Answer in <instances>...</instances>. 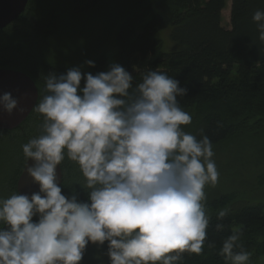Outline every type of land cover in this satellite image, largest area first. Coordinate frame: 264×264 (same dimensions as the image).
Returning <instances> with one entry per match:
<instances>
[{
  "label": "clouds",
  "instance_id": "clouds-1",
  "mask_svg": "<svg viewBox=\"0 0 264 264\" xmlns=\"http://www.w3.org/2000/svg\"><path fill=\"white\" fill-rule=\"evenodd\" d=\"M252 21L264 42V10ZM43 92L32 108L43 117L40 134L22 145L25 178L39 190L0 196V264H82L90 244H107L108 264H182L185 253L217 248L206 189L220 173L204 129L185 130L192 115L179 80L149 69L137 81L112 63L95 75L80 67L49 74ZM0 111L26 109L3 92ZM65 160L78 166L82 179L71 186L87 199L75 187L63 192ZM232 212L218 211L216 232L229 229ZM243 236L233 228L220 240L226 264H251Z\"/></svg>",
  "mask_w": 264,
  "mask_h": 264
},
{
  "label": "trees",
  "instance_id": "trees-1",
  "mask_svg": "<svg viewBox=\"0 0 264 264\" xmlns=\"http://www.w3.org/2000/svg\"><path fill=\"white\" fill-rule=\"evenodd\" d=\"M103 1L72 0V4L88 10ZM227 1L110 0V4L123 3L119 5H123V21L115 22L114 59L108 62L105 54L98 55L91 59L95 67L88 66L83 73L106 72L112 63L125 67L137 81L149 69L167 72L188 90L185 97L178 98L181 107L192 115V123L185 130L198 134L204 129L213 146L226 142L241 129H247L252 117H260L259 125L262 126L264 42L258 39L252 16L256 10H264V0H231L229 27L223 24ZM55 15L51 10L41 11L35 1L29 0L21 16L0 30L5 34V39L1 40L0 69L27 73L41 97L44 95V78L52 73L66 74L71 67L53 64L41 67L37 57L9 41L6 35L10 30L19 36L23 30L47 36V28L56 25ZM7 54H11V58L17 55V59L9 60ZM30 57L35 58V65L43 69L42 80L20 64L29 62ZM35 114L33 111L17 129L0 131H21ZM228 115L231 116L227 118ZM77 192L80 199H87L84 189ZM207 206L212 215L209 239L216 241L217 248L205 246L202 255L185 253L182 264H226L219 255V245L233 228L243 231L244 248L254 258L264 255V200L252 202L222 196ZM229 206L233 209L225 220L229 229L218 233L215 230L216 215Z\"/></svg>",
  "mask_w": 264,
  "mask_h": 264
},
{
  "label": "rangeland",
  "instance_id": "rangeland-1",
  "mask_svg": "<svg viewBox=\"0 0 264 264\" xmlns=\"http://www.w3.org/2000/svg\"><path fill=\"white\" fill-rule=\"evenodd\" d=\"M33 1L41 11L51 10L52 14L57 15L56 25L47 28V36L23 30L17 36L9 30L6 37L37 57L41 67H45L44 64L65 65L80 67L82 72H86V61L98 55L105 54L108 62L114 59L115 22L123 21V5L119 6L123 3L110 4V0H104L99 6L87 10L75 3L73 5L72 0ZM230 6L231 0H228L223 11V24L226 27L230 25ZM2 39H5L4 33H0V48ZM7 57L9 60L17 59V55ZM30 58L29 62L20 64L42 80L43 69L35 65V58ZM42 122L43 117L36 113L21 131H0V196L7 197L17 192V182L26 163L22 145L40 134ZM260 122V117L250 118L247 129H241L226 142L213 146L220 177L217 186L206 189L207 203L222 196L252 202L264 200V125H259ZM63 168L66 185H61L63 192L71 195L73 187L76 191L82 189L79 185L71 186L82 179L78 166L65 160ZM106 251L107 244L103 247L90 244L82 264H108V257L104 254ZM251 258V264H264V255L256 258L252 255Z\"/></svg>",
  "mask_w": 264,
  "mask_h": 264
},
{
  "label": "water",
  "instance_id": "water-1",
  "mask_svg": "<svg viewBox=\"0 0 264 264\" xmlns=\"http://www.w3.org/2000/svg\"><path fill=\"white\" fill-rule=\"evenodd\" d=\"M28 3L29 0H0V30L16 21L26 10ZM3 92H11L13 96L19 97L21 106L26 109L23 114L15 113L12 116L0 111V130H14L21 127L33 112L32 108L39 100V91L28 74L19 70L0 69V93ZM25 93L28 95L25 96ZM25 167L26 163L17 182V191L30 194L38 191L39 186L29 183L25 178Z\"/></svg>",
  "mask_w": 264,
  "mask_h": 264
}]
</instances>
